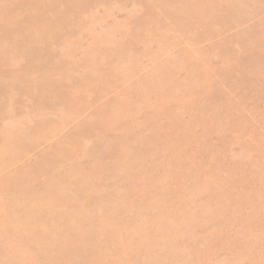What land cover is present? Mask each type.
<instances>
[{"label":"rangeland","instance_id":"obj_1","mask_svg":"<svg viewBox=\"0 0 264 264\" xmlns=\"http://www.w3.org/2000/svg\"><path fill=\"white\" fill-rule=\"evenodd\" d=\"M0 264H264V0H0Z\"/></svg>","mask_w":264,"mask_h":264}]
</instances>
